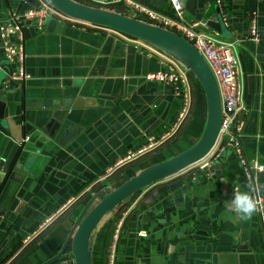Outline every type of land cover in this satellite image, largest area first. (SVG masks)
<instances>
[{
  "label": "crops",
  "instance_id": "1",
  "mask_svg": "<svg viewBox=\"0 0 264 264\" xmlns=\"http://www.w3.org/2000/svg\"><path fill=\"white\" fill-rule=\"evenodd\" d=\"M140 1L170 12L167 0ZM180 1L187 4L185 19L189 23L199 22L201 8H205V15L215 13L214 7L228 13L230 25L225 26V37L208 28L203 30L221 40L239 39L237 54L247 108L241 142L247 160L264 163V0ZM9 7L23 10L27 4L0 0V23L7 20ZM253 12L261 35L259 43L248 39ZM24 37L29 77L12 81L8 74L14 66L0 51V99L16 105L26 125L21 133L43 147V177L33 181L40 179L36 186L44 188L38 195L25 192L12 204L14 210H7L0 220V264H44L56 257L65 243L61 258L50 264H74L71 243L75 223L91 197L98 194L93 205L101 194L115 189L126 169L133 168L136 174L143 170L141 163L154 155L165 161L196 144L206 125V102L205 108L197 106L198 80L176 51L113 31L83 30L51 18L42 30L34 24L27 26ZM163 61L186 70L192 93L187 117L164 140L158 137L175 121L181 101L170 85L144 77L161 70ZM152 137L157 140L149 148L146 145ZM143 146L147 148L142 153L121 161ZM229 152L221 155L222 161L207 175L195 168L138 192L137 202L127 208L117 262L264 264V216L255 214L243 222L227 208L234 187L246 184L235 155ZM31 171L40 173L36 167ZM192 183L181 199H167L170 193L179 196L184 186ZM11 186L1 196V210L6 209ZM4 187L0 182L1 193ZM160 202L164 204L157 211ZM133 213H139L137 219L129 221ZM140 231L145 237L138 235ZM93 232L90 261L94 253L99 264L101 235Z\"/></svg>",
  "mask_w": 264,
  "mask_h": 264
},
{
  "label": "water",
  "instance_id": "2",
  "mask_svg": "<svg viewBox=\"0 0 264 264\" xmlns=\"http://www.w3.org/2000/svg\"><path fill=\"white\" fill-rule=\"evenodd\" d=\"M22 1L27 4V7L19 10L21 12L37 6V0ZM44 1L80 20L122 32L162 49L176 51L181 56V59L189 64L191 71L195 74L203 89L206 100V125L202 136L196 144L168 160L144 168L115 189L103 193L101 199L92 205L98 195L97 193V195L94 194L84 206L75 223L71 247L74 264H91L89 252L90 237L96 226L108 212L114 210L116 206L131 197L138 190L149 187L158 180L166 179L182 172L210 153L215 145L221 122L219 90L215 77L204 58L182 36L133 17L82 4L75 0ZM180 2L183 7L187 6L185 2ZM214 9L215 13L205 15V8H201L200 19H197L200 23L198 28L201 30L208 28L218 35L225 37L227 33L225 26L228 27L230 25L229 15L227 12H218L219 10L215 7ZM17 111L16 105L9 104L7 101L0 99V182L1 184H5L2 193L0 191V199L6 188L12 185L8 203L5 206L6 209H0V220H2L7 210H14V208H11L12 204L18 202L25 192H29L30 194L36 193L38 195L44 188L36 186V184H41L40 179L43 177L41 174L43 172V163H41L43 156L41 149L43 147L36 144V139L33 137L29 138L28 143H22V139L25 136L21 132L23 130L24 133L26 125L22 121L23 115H19ZM217 161H222V159L219 157ZM218 166L220 167L221 165H216V167ZM31 167H36L37 170L40 169V173L35 175L31 171ZM199 172L201 173L202 171ZM208 173H210L209 170L203 172L204 175ZM15 175L24 177L21 179ZM37 176L40 179L33 181L34 178H38ZM184 187L179 196H174L170 193L167 199L170 201L181 199V197L190 191L193 183ZM162 204L164 203L160 202L156 207L157 211L161 210ZM138 214L133 213L129 221H135ZM10 230L8 229L7 232ZM130 230L128 225V231ZM66 246L65 243L58 255L44 264H50L61 258L66 250ZM126 254H128V251Z\"/></svg>",
  "mask_w": 264,
  "mask_h": 264
},
{
  "label": "built area",
  "instance_id": "3",
  "mask_svg": "<svg viewBox=\"0 0 264 264\" xmlns=\"http://www.w3.org/2000/svg\"><path fill=\"white\" fill-rule=\"evenodd\" d=\"M75 1L90 6L92 4L93 7L104 10L110 9L111 11L115 6H122L126 10L131 11V15L129 14L127 16L176 33L189 41L211 69L217 82L221 104V122L215 145L206 157L192 166L196 165L198 171L209 170L211 172V168L217 159L227 151H231L237 159L245 183L259 182L264 184V178H261L262 175L264 176V163L257 159L247 160L241 142V134L245 124L244 114L247 108L243 101V71L237 54L239 39L221 40L199 29V22H187L185 19V9L181 5L180 0H167L170 4V12L154 9L140 0ZM217 4L221 7L220 1H217ZM6 15L7 20L4 23H0V40L2 42L0 51H2L5 60L14 66L13 70L8 74V77L14 82L24 81L29 77L26 71L24 37V29L29 25L34 24L38 30H42L47 19L51 18L60 23L76 26L83 30L102 29L104 31L117 32L125 37L129 36L122 32L68 15L49 5L44 0H37V6L35 8L22 12L16 8L9 7ZM131 38L137 39L135 37ZM248 39L254 43L261 41L255 12L249 18ZM161 63V70L156 73L146 74L144 76L145 80L170 85L175 95L181 101V108L175 121L167 131L158 137V139L164 140L170 137L187 117L192 105V93L186 70L179 68L175 63L166 61ZM2 67L0 58V70ZM29 138V136H25L22 139V143H28ZM156 140L157 138H150L146 146L150 148L151 142L154 143ZM146 146L140 147L136 152L128 153L121 161L129 160L135 154L142 153L147 148ZM236 189H238L237 186L234 187L233 192ZM128 213L123 211L115 223L109 240L107 264H115L116 262L118 256L117 247L124 230ZM258 215L261 218L264 216L259 213ZM138 235L145 237L146 234L144 231H140ZM27 239L29 238L26 237L25 241Z\"/></svg>",
  "mask_w": 264,
  "mask_h": 264
},
{
  "label": "trees",
  "instance_id": "4",
  "mask_svg": "<svg viewBox=\"0 0 264 264\" xmlns=\"http://www.w3.org/2000/svg\"><path fill=\"white\" fill-rule=\"evenodd\" d=\"M91 6H92V4H91ZM113 10H114V12L126 15V11H125L126 9L123 8L122 6H115V7L112 8V11ZM131 37H133V36H131ZM196 86H197V91H198V96H197L198 97V103H197V106L199 104L202 108H205V102L206 101H205L204 92H203V89H202V87H201V85H200V83L198 81H196ZM163 160H164V158L161 155H159V154L158 155H154L149 161L141 163L142 169H144V168H146L148 166H151L153 164H156L158 162H161ZM134 175H135V170L133 168L126 169L125 172H124L123 178H121V181H119L120 183L118 182L117 187L120 184H122L124 181L128 180L129 178H131ZM142 190L143 189L138 190L133 195H135L136 193H138V192H140ZM131 197H129V198H131ZM129 198H127L126 200H128ZM126 200H124L121 204L126 202ZM121 204H119V205H121ZM118 206H116L115 209L118 208ZM112 211H114V210H112ZM121 214H122L121 211L113 213L110 216L111 219L109 221H106L103 225L102 224H98L96 226L94 232H93V234L94 233L95 234L96 233H100V235H101V245L103 247V253H102V257L99 259V264H107L108 263V246H109L110 236H111V234L113 232V229L115 227V223H116L117 219L120 217ZM121 241H123L122 240V235L120 237V242L118 243L117 253L119 252V248L121 246ZM91 264H98L96 258L94 257V253L92 254V257H91ZM115 264H119L117 262V259H116Z\"/></svg>",
  "mask_w": 264,
  "mask_h": 264
},
{
  "label": "clouds",
  "instance_id": "5",
  "mask_svg": "<svg viewBox=\"0 0 264 264\" xmlns=\"http://www.w3.org/2000/svg\"><path fill=\"white\" fill-rule=\"evenodd\" d=\"M227 208L243 222L250 221L255 214L264 215V184L248 182L234 190Z\"/></svg>",
  "mask_w": 264,
  "mask_h": 264
},
{
  "label": "rangeland",
  "instance_id": "6",
  "mask_svg": "<svg viewBox=\"0 0 264 264\" xmlns=\"http://www.w3.org/2000/svg\"><path fill=\"white\" fill-rule=\"evenodd\" d=\"M115 10V9H114ZM113 10V11H114ZM109 11H111L110 9H109ZM128 12V14H130L131 15V11L130 10H128L127 11ZM228 153H230L229 151H227ZM226 152V153H227ZM195 168L197 169V167H196V165H194V166H192V167H190V168H187V169H185V171H183V172H180L181 174L180 175H183V174H185V173H188L189 171H194L195 170ZM174 177L173 176H170V177H168V178H166V182L167 181H170V180H172ZM101 196H102V194H101ZM101 196L99 197V199H101ZM138 197H139V195H138V193H136L135 195H133L130 199H128V200H126V202H124L123 204H121V205H119L118 206V208H116V209H114V211H110V212H108L103 218H102V220L100 221V223L99 224H102L106 219H108L113 213H116V212H119V211H121V212H129V209H127L130 205H131V203L132 202H137V199H138ZM98 199V200H99Z\"/></svg>",
  "mask_w": 264,
  "mask_h": 264
},
{
  "label": "flooded vegetation",
  "instance_id": "7",
  "mask_svg": "<svg viewBox=\"0 0 264 264\" xmlns=\"http://www.w3.org/2000/svg\"><path fill=\"white\" fill-rule=\"evenodd\" d=\"M184 179V178H183Z\"/></svg>",
  "mask_w": 264,
  "mask_h": 264
}]
</instances>
